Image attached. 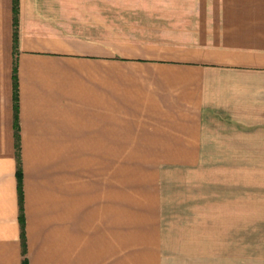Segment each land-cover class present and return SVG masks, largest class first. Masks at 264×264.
<instances>
[{
  "label": "crops",
  "instance_id": "0c3cea01",
  "mask_svg": "<svg viewBox=\"0 0 264 264\" xmlns=\"http://www.w3.org/2000/svg\"><path fill=\"white\" fill-rule=\"evenodd\" d=\"M13 1L0 0V264H264V0L188 6L201 15L109 44L85 24L95 0H16V54ZM210 157L221 200H181Z\"/></svg>",
  "mask_w": 264,
  "mask_h": 264
},
{
  "label": "rangeland",
  "instance_id": "374dc122",
  "mask_svg": "<svg viewBox=\"0 0 264 264\" xmlns=\"http://www.w3.org/2000/svg\"><path fill=\"white\" fill-rule=\"evenodd\" d=\"M96 12L87 13L86 19L96 26V42L113 43L124 33L140 31V26H147L155 31L157 28L168 26L167 21L177 20L182 15H201L200 12L190 13V9L200 5L220 6L222 0H95ZM181 11H185L182 12ZM182 21V20H180ZM124 36V35H123ZM110 41V42H109ZM199 175H183L186 183L177 185L178 196L181 200H221V159L204 158ZM199 180L198 184L195 182ZM206 181V186L201 185ZM183 183V182H182ZM194 189V192H193Z\"/></svg>",
  "mask_w": 264,
  "mask_h": 264
},
{
  "label": "trees",
  "instance_id": "16d2710c",
  "mask_svg": "<svg viewBox=\"0 0 264 264\" xmlns=\"http://www.w3.org/2000/svg\"><path fill=\"white\" fill-rule=\"evenodd\" d=\"M17 13H18V5L17 1H13V18H12V27H13V53L16 54V39H17ZM12 79H13V101H14V128H18L17 123V99H18V90H17V80H16V60H13L12 67ZM18 133V132H17ZM14 147L16 149V181H17V195H18V204H19V215L18 221L20 224V236L22 241V253L25 254V242H24V216H23V188H22V167L19 157V141L16 140L14 142ZM22 264H26V260H22Z\"/></svg>",
  "mask_w": 264,
  "mask_h": 264
}]
</instances>
